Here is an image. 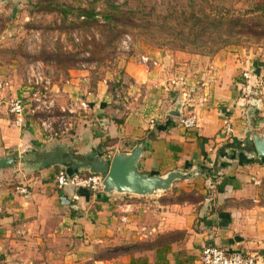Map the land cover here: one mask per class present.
<instances>
[{"label":"crops","instance_id":"1","mask_svg":"<svg viewBox=\"0 0 264 264\" xmlns=\"http://www.w3.org/2000/svg\"><path fill=\"white\" fill-rule=\"evenodd\" d=\"M245 70L255 77L249 99L241 90L239 73ZM127 72L135 81L133 101L118 103L116 117L108 114L110 106L94 99L91 116L76 122L69 134L74 138L63 140L14 126L0 92V157L17 154L21 164L34 150L55 158L50 166L43 160L32 177L22 167L0 170V264H196L207 244L252 254L257 264H264V157L252 143L253 134L264 136V57L251 66L237 62L232 73L213 78L204 93L174 86L162 71L142 65L128 63ZM188 115H196L200 126L183 127L181 119ZM139 144L144 146L141 172L192 175L173 184L166 194L175 191L180 199L163 206L151 233L138 236L153 246L104 254L94 243L117 241L119 213L133 211L132 202L118 199L134 196L60 189L55 176L58 167L70 174L87 166L107 171L116 151L128 152ZM92 151L99 162L89 165L85 160ZM65 161L71 163H59ZM17 180L32 187L29 200L14 192L11 184Z\"/></svg>","mask_w":264,"mask_h":264},{"label":"rangeland","instance_id":"2","mask_svg":"<svg viewBox=\"0 0 264 264\" xmlns=\"http://www.w3.org/2000/svg\"><path fill=\"white\" fill-rule=\"evenodd\" d=\"M89 2L0 0V92L9 107L13 99L23 100V129L39 130L57 140L74 138L69 134L79 119L91 116L94 99L105 104L103 107L110 106L108 114L117 117L113 112L118 103L124 105L136 97L131 95L135 81L128 76V63L158 70L165 73L168 83L204 93L213 78L220 80L232 73L237 62L251 66L264 57V0H114L124 9L117 19H104L103 5L96 1L93 19L78 17L79 8ZM68 5L73 9L65 18L61 8ZM144 54L157 64H144ZM71 98L86 100L88 111H64ZM96 152L86 157L89 165L99 162ZM22 159L21 164L17 161L12 166L22 167L26 177L39 172L37 167L43 160L27 165L34 157ZM86 168L79 173L105 177L104 171ZM19 182L22 180L13 181L11 186ZM166 192L120 197L123 204L133 203V211L119 213L122 227L117 241L94 245H100L104 254L116 255L153 246L138 236L158 225L163 206L180 199L175 191ZM122 215H130L131 220Z\"/></svg>","mask_w":264,"mask_h":264},{"label":"built area","instance_id":"3","mask_svg":"<svg viewBox=\"0 0 264 264\" xmlns=\"http://www.w3.org/2000/svg\"><path fill=\"white\" fill-rule=\"evenodd\" d=\"M142 62L146 65L154 62L149 55H142ZM242 94L245 99H249L254 93V84L252 80L255 78L254 73L251 70H245L242 73ZM39 84V82H37ZM49 83V81H47ZM3 87L2 82L0 81V88ZM48 86H45L47 89ZM38 97V100H41L38 94H35ZM90 104L83 98L72 99L70 100V106L63 108L64 111H68L71 114H75L77 110L89 109ZM10 113L13 115V125L18 128H23L25 124V104L21 98H15L11 101L9 107ZM181 123L185 128H197L200 126L199 118L196 115H188L181 119ZM47 129V128H46ZM227 132L232 131L230 121L226 122ZM104 177L101 174H92V175H81L80 173H68L65 169H59L55 176V183L58 188L62 189L68 186H74L76 188H85L92 190L94 192L103 190L102 183ZM14 192L22 196L25 200H29L32 196V189L30 185L27 184H17L14 188ZM145 229V228H143ZM145 234L151 233V230L144 232ZM196 264H257L256 256L252 254H245L239 251L229 252L225 248L207 244L205 245L200 253V257L197 260Z\"/></svg>","mask_w":264,"mask_h":264},{"label":"water","instance_id":"4","mask_svg":"<svg viewBox=\"0 0 264 264\" xmlns=\"http://www.w3.org/2000/svg\"><path fill=\"white\" fill-rule=\"evenodd\" d=\"M257 105V100L253 101ZM253 142L259 157H264V136L253 134ZM144 146L139 144L131 151H116L104 177L102 188L107 193H118L132 196L154 195L158 191H168L173 184L192 174L173 170L167 175L146 174L139 170L138 162ZM17 154L0 157V170L12 166L18 161Z\"/></svg>","mask_w":264,"mask_h":264},{"label":"trees","instance_id":"5","mask_svg":"<svg viewBox=\"0 0 264 264\" xmlns=\"http://www.w3.org/2000/svg\"><path fill=\"white\" fill-rule=\"evenodd\" d=\"M96 1L101 2L103 5L102 15H103L104 19H107V18L108 19H117L118 16H120V17L123 16L121 14L124 10L122 8V5L116 4V2H114V0H90L88 5L79 8V13H77V16L78 17H84L86 20L93 19L94 15H95V10H96L95 9L96 8V6H95ZM72 9H73V6L68 5L67 8H61V12L63 13L64 17L67 18ZM132 13L134 15H136L138 12L132 11ZM229 23H232V20H229ZM252 143L254 144L253 141H252ZM28 153L34 157V161H36V162H39L40 159L44 160L46 162L45 166L46 165L50 166L55 161V158H52L51 157L52 155H50V153H43V152L37 153L34 150L30 151ZM41 153H43V156ZM59 163H65V164L69 165L71 162L65 161V162H59ZM93 170H94V172H98L97 168H95ZM107 171L105 169L104 175H106Z\"/></svg>","mask_w":264,"mask_h":264}]
</instances>
